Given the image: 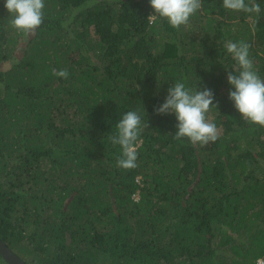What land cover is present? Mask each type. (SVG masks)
<instances>
[{
	"label": "trees",
	"instance_id": "1",
	"mask_svg": "<svg viewBox=\"0 0 264 264\" xmlns=\"http://www.w3.org/2000/svg\"><path fill=\"white\" fill-rule=\"evenodd\" d=\"M245 3L261 12L202 0L177 30L149 0H44L25 37L0 0V238L26 264L264 262V127L228 98L227 42L264 79V0ZM175 82L213 91L215 142L155 114ZM130 110L148 128L123 170L109 137Z\"/></svg>",
	"mask_w": 264,
	"mask_h": 264
},
{
	"label": "clouds",
	"instance_id": "2",
	"mask_svg": "<svg viewBox=\"0 0 264 264\" xmlns=\"http://www.w3.org/2000/svg\"><path fill=\"white\" fill-rule=\"evenodd\" d=\"M149 4L154 12L149 15V21L161 18L179 30L201 8L202 0H149ZM223 5L233 11L261 12L258 3L249 6L245 0H223ZM4 7L11 17L10 26L25 37L34 34L43 23L44 0H5ZM225 47L237 64L236 74L227 71V82L231 85L228 98L243 120L264 127V79L254 70L249 56L251 46L245 42L229 41ZM53 75L67 79L69 73L66 69H53ZM217 104H214L211 89L200 90L196 86L193 90L183 82H175L168 88L164 102L154 108V112L175 116L177 131L174 139L187 138L192 145L204 146L218 139L216 124L206 119L210 108L217 109ZM143 128H148V123L142 124L141 116L135 110L127 111L116 124V133L109 139L121 150L116 161L118 168L131 170L137 167V144Z\"/></svg>",
	"mask_w": 264,
	"mask_h": 264
},
{
	"label": "water",
	"instance_id": "3",
	"mask_svg": "<svg viewBox=\"0 0 264 264\" xmlns=\"http://www.w3.org/2000/svg\"><path fill=\"white\" fill-rule=\"evenodd\" d=\"M0 256L6 264H26L17 254H15L0 238ZM1 264V263H0Z\"/></svg>",
	"mask_w": 264,
	"mask_h": 264
},
{
	"label": "flooded vegetation",
	"instance_id": "4",
	"mask_svg": "<svg viewBox=\"0 0 264 264\" xmlns=\"http://www.w3.org/2000/svg\"><path fill=\"white\" fill-rule=\"evenodd\" d=\"M0 263H1V264H6L5 261L2 259L1 256H0Z\"/></svg>",
	"mask_w": 264,
	"mask_h": 264
},
{
	"label": "built area",
	"instance_id": "5",
	"mask_svg": "<svg viewBox=\"0 0 264 264\" xmlns=\"http://www.w3.org/2000/svg\"><path fill=\"white\" fill-rule=\"evenodd\" d=\"M258 264H264L263 262L259 261Z\"/></svg>",
	"mask_w": 264,
	"mask_h": 264
},
{
	"label": "rangeland",
	"instance_id": "6",
	"mask_svg": "<svg viewBox=\"0 0 264 264\" xmlns=\"http://www.w3.org/2000/svg\"><path fill=\"white\" fill-rule=\"evenodd\" d=\"M209 122H210V121H209ZM218 131H219V129H218ZM135 198L137 199V198H138V195H136Z\"/></svg>",
	"mask_w": 264,
	"mask_h": 264
}]
</instances>
